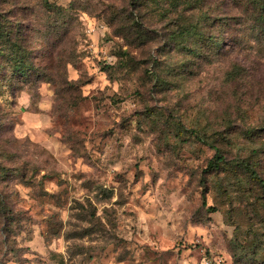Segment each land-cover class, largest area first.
<instances>
[{
  "label": "rangeland",
  "instance_id": "1",
  "mask_svg": "<svg viewBox=\"0 0 264 264\" xmlns=\"http://www.w3.org/2000/svg\"><path fill=\"white\" fill-rule=\"evenodd\" d=\"M250 169L264 0H0V264H264Z\"/></svg>",
  "mask_w": 264,
  "mask_h": 264
},
{
  "label": "trees",
  "instance_id": "2",
  "mask_svg": "<svg viewBox=\"0 0 264 264\" xmlns=\"http://www.w3.org/2000/svg\"><path fill=\"white\" fill-rule=\"evenodd\" d=\"M24 64V61L21 57H17L16 56V70L19 71V73H23L24 69L21 68V66ZM244 161H241V164ZM228 163L225 161L224 156L221 154V152L219 151V149L215 148V152L213 154V156L209 159V161L207 162V169L209 170H214V169H219V168H227ZM251 170V174H252V178L255 180V183L260 184L261 187L264 189V181L262 179H260L255 172ZM211 210L215 211V207H211Z\"/></svg>",
  "mask_w": 264,
  "mask_h": 264
},
{
  "label": "built area",
  "instance_id": "3",
  "mask_svg": "<svg viewBox=\"0 0 264 264\" xmlns=\"http://www.w3.org/2000/svg\"><path fill=\"white\" fill-rule=\"evenodd\" d=\"M201 264H218L209 258H203Z\"/></svg>",
  "mask_w": 264,
  "mask_h": 264
}]
</instances>
